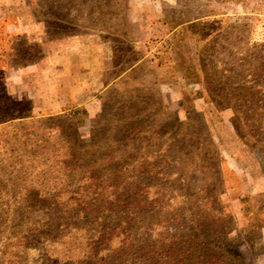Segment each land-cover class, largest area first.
I'll use <instances>...</instances> for the list:
<instances>
[{"label":"rangeland","instance_id":"1","mask_svg":"<svg viewBox=\"0 0 264 264\" xmlns=\"http://www.w3.org/2000/svg\"><path fill=\"white\" fill-rule=\"evenodd\" d=\"M0 68L1 118L31 107L32 119L63 116L83 141L133 147L119 165L135 169L129 182L144 183L152 204L130 210L143 251L126 264H190L219 243L234 264H264V143L242 138L245 91L222 93L227 76L264 92V0H0ZM74 108L87 115L66 119ZM130 115L134 134L117 133L116 117ZM203 125L216 170L192 155ZM21 215L26 239H0V264H95L89 236L59 205Z\"/></svg>","mask_w":264,"mask_h":264},{"label":"trees","instance_id":"2","mask_svg":"<svg viewBox=\"0 0 264 264\" xmlns=\"http://www.w3.org/2000/svg\"><path fill=\"white\" fill-rule=\"evenodd\" d=\"M58 35L59 33L52 37L57 38ZM63 35L70 34L64 32ZM34 47L40 51L37 44ZM19 57V61L25 59ZM11 65L21 64L15 61ZM231 79V76L225 77V84L230 88L226 86L222 93H225L224 96L234 97L235 91H245L244 96L248 99L243 104L245 109L242 110V121L250 131L242 138L247 144L251 138L254 139L253 146L257 147L264 143V92L253 87H242L245 84L232 88ZM30 113L31 107H28L26 111L13 110L7 117H0V155H5L0 157L1 246H12L26 239L21 234V229L14 226V222L19 224V213L22 214V221H27L37 207L56 204L63 208L69 225L89 236L87 239L95 264H126V258L132 256L134 251L136 254L142 253L143 246L138 251L134 243L138 230L133 227V214L130 210L140 208L149 212L152 202L149 201L144 183L129 182L128 174L136 173L135 169L119 165L125 158L133 157V147L127 148V152H119L116 148L109 151L93 141L89 143L81 140L77 126L67 122L63 116L32 119ZM80 113L87 115L85 108H74L64 116L66 119H73ZM195 113L201 117L200 112ZM249 117L255 118L252 123ZM133 118V115L116 117L119 121L117 133L122 132L121 128H128L126 131L134 134L136 123ZM82 121L83 119H78L76 123ZM203 132L204 136L200 133L197 135L202 151L192 155L198 161L205 162L210 169L216 170L220 162L218 152L204 125ZM160 133V130H154L156 137H160ZM123 137L125 138L120 134L116 139L120 142ZM133 137L134 135L129 141ZM167 155V152H161L159 161L167 162ZM153 157V162H158L157 156ZM154 171L162 176L163 172L156 169ZM75 176L78 185L72 188L71 181ZM106 220L109 222L102 226V222ZM2 251L1 254L5 256L7 251ZM186 251L193 254L190 249ZM180 252L183 253L182 250ZM197 253L199 259L190 264H234L236 261L225 252L220 243L206 253L202 249ZM178 262L186 264L185 259Z\"/></svg>","mask_w":264,"mask_h":264}]
</instances>
